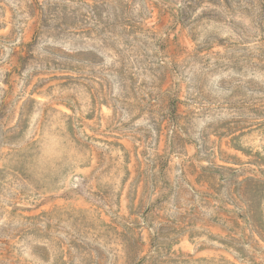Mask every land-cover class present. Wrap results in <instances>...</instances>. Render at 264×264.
<instances>
[{
    "label": "rangeland",
    "instance_id": "obj_1",
    "mask_svg": "<svg viewBox=\"0 0 264 264\" xmlns=\"http://www.w3.org/2000/svg\"><path fill=\"white\" fill-rule=\"evenodd\" d=\"M0 264H264V0H0Z\"/></svg>",
    "mask_w": 264,
    "mask_h": 264
}]
</instances>
